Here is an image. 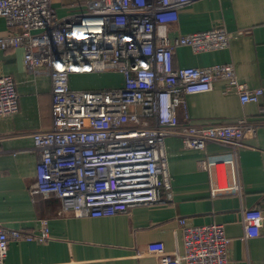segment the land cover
<instances>
[{
    "label": "built area",
    "instance_id": "built-area-1",
    "mask_svg": "<svg viewBox=\"0 0 264 264\" xmlns=\"http://www.w3.org/2000/svg\"><path fill=\"white\" fill-rule=\"evenodd\" d=\"M192 0H87L83 10L58 16L52 0H0V16L17 32L0 36V48L22 47L25 64L51 81L52 121L32 134L37 156L31 194L56 197L75 217H105L136 205L171 199L165 139L178 136L186 149L208 142L229 147L236 165L246 133L255 125L181 123L178 109L186 96L225 81L242 102H258L261 87L248 88L231 64L176 66L175 49L195 53L227 47L232 33L223 28L170 36L179 11ZM118 72L122 84L79 89L70 76ZM14 78L0 76V117L17 113ZM162 192L165 193L164 196ZM244 239L261 234L264 210L242 208ZM183 252H169L162 241L147 244L162 264H228L229 238L222 223L189 225L179 219ZM45 242L47 219L38 233L0 224V264L11 240Z\"/></svg>",
    "mask_w": 264,
    "mask_h": 264
},
{
    "label": "crops",
    "instance_id": "crops-1",
    "mask_svg": "<svg viewBox=\"0 0 264 264\" xmlns=\"http://www.w3.org/2000/svg\"><path fill=\"white\" fill-rule=\"evenodd\" d=\"M86 1L52 0V6L61 17L83 10ZM212 28L232 33L227 47L195 53L179 46L174 64H231L246 87L264 89V0H192L180 9L170 36ZM17 30L0 16V36ZM111 73L120 86L121 74ZM5 74L15 80L19 109L0 117V224L38 233L47 219L50 239L11 240L4 264H162L147 244L162 241L167 251L182 253L181 218L189 225L222 223L229 238L228 264H264V227L260 235L244 239L241 213L242 208L264 210V94L258 102H242L236 91L225 93V81L217 80L211 90L187 95L186 107L178 109L181 123L220 125L245 119L254 124L255 133L243 137L236 165L224 144L186 149L180 137L169 136L170 200L111 216L75 217L61 210L60 199L31 194L37 162L32 134L52 121L50 78L25 64L20 46L0 48V76ZM98 74L71 75L70 85L71 78Z\"/></svg>",
    "mask_w": 264,
    "mask_h": 264
},
{
    "label": "rangeland",
    "instance_id": "rangeland-1",
    "mask_svg": "<svg viewBox=\"0 0 264 264\" xmlns=\"http://www.w3.org/2000/svg\"><path fill=\"white\" fill-rule=\"evenodd\" d=\"M73 80V81H72ZM72 87L79 89H102L115 86L116 77L111 72H104L97 76L79 75L74 79L71 78Z\"/></svg>",
    "mask_w": 264,
    "mask_h": 264
}]
</instances>
